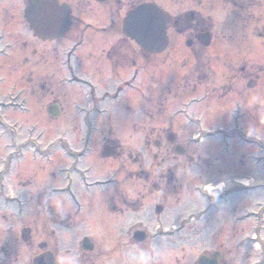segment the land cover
Here are the masks:
<instances>
[{
	"label": "rangeland",
	"instance_id": "374dc122",
	"mask_svg": "<svg viewBox=\"0 0 264 264\" xmlns=\"http://www.w3.org/2000/svg\"><path fill=\"white\" fill-rule=\"evenodd\" d=\"M148 1L164 7L172 16L179 18L180 22L186 20L191 13L199 15L198 17L202 18L198 27L205 24L211 30L213 42L207 49L205 57L209 61L210 78L209 81L204 82L205 84L200 85L193 81L195 79L191 70L194 64L193 57L185 47L186 42L191 38L188 32L179 35L174 30L170 31V46L166 52L158 56H149L124 35L121 38L113 31L106 33L98 48L89 46L86 41L83 47L75 49L72 44V34L51 42L38 40L24 19L25 5L22 1L0 0V34L11 36L14 40L12 42L16 44L11 55H7L11 60L5 59V62L2 59L1 64L4 67H0V76L8 77V80H2L0 83V99L7 98L9 103L5 104L8 107L10 105L9 108L0 107V114L5 112L4 115H0V125L4 124L0 126V168L7 164L8 150L4 147H7L11 137H13L11 140L14 139L18 143L29 140L28 144L33 142L35 145L38 141L39 152L42 154V160L37 161L41 162L38 175L41 177L43 186L44 206L54 205L60 210L72 207L69 197L73 187L70 190L67 181L68 177L73 178L71 172L74 167L80 172L87 171L92 165V170L95 171L116 170L114 164L99 161L96 157L97 153L92 151L99 148L100 131L95 133L90 146L85 148L86 126L81 110L88 107L116 106V101L103 100L107 86L114 82L113 79L107 73H103L100 79L97 78L95 66L103 72L107 69L109 62L107 51L111 44L117 41L122 53L132 61V64L128 63L129 68L126 67L125 73L122 74L123 78L120 77L125 86L122 94L123 106L132 107L136 111L140 108L145 113H153L152 109H160V112L179 111L189 114L193 118L192 123H188L185 131L178 132V135L184 140L201 134L206 140L205 148L216 152L225 151L228 157L234 155L235 162L230 176L236 179L241 178V182L251 184V190L245 194H242L235 184V190L223 196L221 192L229 189L234 183L229 184L224 179H219L218 183H211L214 181L212 179L205 185L208 188L220 189L209 190L206 196L201 198L196 191H201L203 185L199 184V181H194L192 183L194 195L190 190L184 195L183 203L177 205L176 200L183 199L182 194L177 192L170 198L171 212L158 218L153 212L151 219L149 218L151 220L150 225L147 226L149 236L164 239L167 243L166 248L163 247L165 248L163 253L160 252L162 249L159 250L156 247L154 259H151V250H149L150 254L145 250L140 251L136 259L126 254L131 249H124V263L196 264L204 253L216 251L222 244L229 247L231 229L235 225L238 229L248 230L246 235L251 236L253 242H248L244 248L236 250L233 263L229 261L230 264H258L264 259V232L261 233L259 240H253L255 229L259 224L257 217L250 218L249 221L241 224L234 223V218L258 212L260 207H264V149L260 148L258 142L264 140V124L261 123V114L264 113V0H234L235 6L222 0ZM69 5L72 7L71 4ZM3 6L7 11H4V14ZM122 6L124 18L128 11L126 0ZM120 9L121 7H118L117 11ZM111 10L109 5L91 4V7L80 17L83 22L96 27H105L107 20L104 18L109 16L108 12ZM24 22L27 24L25 29ZM90 33L92 31H88L87 35ZM22 44H26L25 51ZM22 60L25 63L24 66L21 63ZM68 60L72 67L71 71L65 67ZM5 65L8 67L5 68ZM76 66L80 71H74ZM233 66L238 68L234 69ZM241 68H245L247 74L250 71V85L247 81L240 80L243 75L240 73ZM258 77L261 79L257 87L252 89L250 86L254 85ZM4 81H9V85L13 88L12 94L7 93L9 91L6 90ZM125 82H128V87ZM242 92H245L242 96L237 95ZM53 100H58L63 106V113L57 120H53L47 114V109ZM201 108L204 109V114L212 115L208 120L209 124L214 123V125L222 124L220 119L222 114L245 113L240 123L245 124L253 144L252 151H247L246 161L243 164H241L242 160H239L243 145L233 146L232 143L213 140L219 128L212 127L199 133L200 130L195 124L198 120L194 113H198V109ZM246 117L247 121L243 122L242 120ZM229 119H231L230 116ZM152 121L149 115L145 118L140 117L141 126L136 135L132 136L129 131L120 133V136L126 143L134 142L139 151H145L146 135L156 126ZM223 122H229L228 118ZM196 148L202 150L204 147L198 145ZM85 149L90 152L85 153L75 163L76 156L73 160L72 156L68 155V151L75 153ZM30 154L28 150V156L23 161L14 160L11 170L15 166L17 172L34 175L37 164ZM16 166H18L17 169ZM140 169L154 170L151 161L146 159L143 160V166ZM192 172L196 171L192 169L190 175H193ZM182 174L178 173L185 188L187 178L191 177H184L185 174ZM53 175H56V178ZM75 181H77L75 186H80L85 193L86 183L85 188H82L83 181L77 178ZM56 188L62 189L54 191ZM237 192L240 193L237 194ZM209 193L212 194V198L207 196ZM218 194L220 197H216ZM229 197H231L230 200ZM207 208L210 209L207 210ZM126 223L129 222L122 225L123 236L128 234L129 230V225ZM262 225L264 227V223ZM84 235L96 239L97 258L100 247L103 249L102 252L107 250L106 243L101 239V226L98 224L88 223L86 227H75L70 232L60 229L58 243L60 258L64 260L63 264H91V261L87 259L89 256L84 255L80 249ZM239 239L240 237L237 238L236 243ZM109 245L113 246L111 243ZM111 256L105 264H113ZM21 262L32 264L28 256ZM96 263L102 264L99 261Z\"/></svg>",
	"mask_w": 264,
	"mask_h": 264
},
{
	"label": "flooded vegetation",
	"instance_id": "af4514ba",
	"mask_svg": "<svg viewBox=\"0 0 264 264\" xmlns=\"http://www.w3.org/2000/svg\"><path fill=\"white\" fill-rule=\"evenodd\" d=\"M21 1L26 8L31 0ZM222 1H226L235 6L234 0ZM123 2L124 0H59L61 4L72 5V7L69 5L71 8L70 30L60 38H63L67 34H72V44L75 49L83 47L86 41L89 46H96L98 48L101 46L100 42L107 32H116L123 38ZM150 3L155 2H149L148 0H126L128 10H131L137 5ZM91 4L98 6L109 5L112 9L108 12L109 16L104 18L107 20V26L96 27L90 23L83 22L80 16L91 7ZM118 7H121L119 11H117ZM5 10L6 8L4 7L3 14L7 12ZM198 16L191 13L186 20L181 22L178 20L179 18L172 16L169 24V34L172 30L179 35L187 32L190 34L189 44L186 43L185 47H187V50L193 57L194 64L193 69H191L195 75L193 81L202 85L205 84L204 82L209 81L210 78L209 61L205 59L206 51L210 46H204L199 39H201L203 34L211 33V30L205 24H202V27H198V23H200L202 18ZM185 26L186 28L183 29ZM26 27L27 24L24 22L23 28L25 29ZM88 31H92V33L87 35ZM12 41L14 40L11 36H6L3 33L0 34L1 68L4 67L1 64V60H11L10 56L7 55H11L13 49L16 48V44ZM95 41L98 43H93ZM22 46L25 47L23 50L25 51L26 44H22ZM124 57L125 55L122 53L120 44L116 41L114 44H111L107 51V60L109 61L107 69L109 71L106 69L103 72L102 69L95 66V74L98 75L97 78L100 79L103 73H107L113 79L112 81L114 82L107 86L103 100L105 102L108 99L116 101V106L104 108L88 107L81 110L84 116V125L86 126L85 132L88 139H90V143L95 133L97 131L101 132L99 148L98 150L95 149L92 151L97 153L96 157L99 161L114 164L116 170L110 172L95 171L92 170V165L88 167L87 171L80 172L74 167L71 172L73 178L68 177L69 189L71 190L73 187L72 194L69 197L72 205L71 209L60 210L50 204L47 207L44 206L43 186L41 177L38 175L40 171L38 168L41 162L37 161L38 159L40 161L42 158V154L39 152L38 141L35 142V145H33V142L28 144L29 140L18 143L14 139L11 140L13 138L11 137L9 143L6 145L7 147H4L8 150V160L10 159L12 163L14 160L23 161L28 156L29 150L37 166L35 167L36 171L34 175H24L22 172H17V170L15 171V166H13L14 169L12 168L13 171L7 172L5 169L6 164L0 168V264H22L21 260L26 256L32 261V264H34L35 260L42 257H44L46 264H50L51 259L54 264H63L64 260L60 258L58 243L60 229L70 232L75 227H86L88 223L101 226V239L106 243L105 247L107 248L106 251L102 252L103 249L100 247L97 258L96 239L92 236L84 235L80 249L84 252V255L89 256L87 259L91 261V264H97L96 261L105 264L110 255L113 258V264H125L123 258L124 249H131L130 252H126L131 258L136 257L138 259L140 251L145 250L148 254L151 252V259H154V248L162 249L160 252L163 253V249L166 248L165 245L167 243L164 239H157L156 236L150 237L147 226L150 225L151 214L153 212L157 218L167 212H171L170 198L172 195L177 194V192L182 194L183 199L176 200L177 205H181L184 200V195L189 193L190 190L192 191V195L195 194V191L192 190V183L199 181V184L203 186L201 191L198 190L196 193L201 198H204L206 192H208V187L205 184L209 180L212 181V179L214 181L211 183H218L219 179H224L229 184L234 183L229 189L221 192L223 196L235 190L236 178L230 176L235 162L234 155L228 157L225 151L216 152L205 148L206 140L202 138L201 134L197 137L184 140L178 135V132L185 131L188 123H192L193 118L189 114L179 111L174 113L168 111L160 112V109H152L153 113H145L140 108L136 111L132 107L123 106L122 94L125 86H123L124 82L120 77L122 76L123 78L122 74L125 73L126 67L132 64L131 59L126 56L124 60ZM66 62L68 64L66 63L67 66L65 65V67H68V70L71 71L72 67L69 60ZM21 63L24 66L25 63L23 60ZM7 67L5 65V68ZM233 68L236 69L238 67L233 66ZM74 71L78 72L80 69L76 66ZM246 72L245 68L240 69V73L243 74L240 80L247 81L250 85V71L248 74ZM256 79L254 85L250 86L252 89L257 87L261 77ZM2 80H8V77L6 75L0 76V83ZM99 82L101 81L99 80ZM125 84L128 87V82H125ZM4 85L6 90L9 91L7 93L12 94L13 88L9 85V81H4ZM41 88L44 89L43 86ZM245 92L237 95L242 96ZM0 100V107H10V105L9 107L7 105L9 103L7 102V98ZM51 105H59L63 113V106L58 100H53ZM4 113L0 115H4ZM194 114L196 115V120H198L195 124L197 129L200 130L199 133L205 132V129L212 127L219 128L217 130L218 134L215 135L213 140L228 144L232 143L233 146L237 144L243 145V151L240 153L239 160H242L241 164L246 161L247 151H252V139L246 131L245 124L242 125L240 123V119L243 118L245 113L222 114L220 117L222 121L221 125L209 124L208 118L212 115L208 113L204 114L203 108L198 109V113ZM147 115L151 116L152 122L156 126L146 135L145 151H139L134 142L126 143L120 136V133L130 131L132 136L136 135L141 126L139 122L140 117L145 118ZM229 116L231 119H229ZM261 117V123L264 124V113L261 114ZM227 118L229 122L224 123L223 121ZM247 119L246 117L242 121H247ZM3 125L2 123L0 126ZM81 141L83 143V140ZM193 145L196 146L193 147ZM198 145L204 148L199 150L196 148ZM259 145L260 148H264V140L259 141ZM79 152L80 150L75 153L68 151V155L72 156L73 160L75 156H78L79 159L82 158ZM145 159L151 161V166H153L154 170L146 171L140 169ZM192 169L196 172H192L193 175H190ZM15 172L16 175H14ZM178 173L185 174L184 177H191L187 178L185 188ZM53 176L56 178V175ZM76 178L83 181L82 188H85L86 183L85 193L82 192L80 186H75L77 182L75 181ZM88 183L90 184L89 186ZM60 189L62 188H56L54 191ZM238 189L244 190L240 186ZM216 190L217 188L212 189V191ZM211 195L209 193L207 196L212 198ZM218 196L220 197V194L216 195V197ZM209 209L207 208V210ZM249 219L248 214H243L239 218H234V223H246ZM125 222H129L126 223L129 225V230L128 234L123 236L122 225ZM231 231L232 236L229 243L231 245L229 247H225L222 244L216 251L206 252L201 256H206L210 260L217 258L219 264H230L229 261L233 263L236 250L244 248L248 242L252 243L253 241L251 236L246 235L248 230L238 229L234 225ZM141 233L145 238V241L142 243L138 240V236ZM238 237L240 239L236 243ZM85 240L88 241V245H93L92 251L84 250L83 245ZM253 240H256V238ZM110 243L113 246H108ZM149 250L151 251L149 252ZM263 260L258 264H264Z\"/></svg>",
	"mask_w": 264,
	"mask_h": 264
},
{
	"label": "water",
	"instance_id": "95a60500",
	"mask_svg": "<svg viewBox=\"0 0 264 264\" xmlns=\"http://www.w3.org/2000/svg\"><path fill=\"white\" fill-rule=\"evenodd\" d=\"M70 13V8L67 5H60L58 0H31L25 10V18L35 37L43 41H52L69 30L71 26ZM170 21L169 14L157 5L143 4L127 14L123 23L124 33L147 53H162L169 44L167 30ZM211 39V34L206 33L199 40L207 47L210 45ZM48 114L53 118H58L61 110L58 106H52L48 109ZM138 238L139 242L145 240L143 234ZM83 248L92 251L93 245H88V241L85 240ZM34 264H46L44 257L35 260ZM50 264H54L52 259ZM199 264L219 263L217 258L210 260L207 257H202Z\"/></svg>",
	"mask_w": 264,
	"mask_h": 264
},
{
	"label": "bare ground",
	"instance_id": "6f19581e",
	"mask_svg": "<svg viewBox=\"0 0 264 264\" xmlns=\"http://www.w3.org/2000/svg\"><path fill=\"white\" fill-rule=\"evenodd\" d=\"M89 146H90V145H89ZM243 185H244V186H248L249 183L243 181ZM217 189H220V188H217ZM209 190L212 191V188H208V191H209Z\"/></svg>",
	"mask_w": 264,
	"mask_h": 264
}]
</instances>
